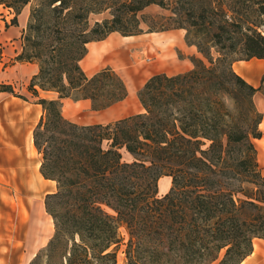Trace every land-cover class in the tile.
Segmentation results:
<instances>
[{
    "label": "trees",
    "instance_id": "1",
    "mask_svg": "<svg viewBox=\"0 0 264 264\" xmlns=\"http://www.w3.org/2000/svg\"><path fill=\"white\" fill-rule=\"evenodd\" d=\"M33 0H0L11 25ZM172 13L173 26L201 58L183 74H158L138 97L145 113L107 124L79 125L63 100L108 109L128 96L112 68L88 77V45L112 34L142 35L151 6ZM108 18L91 24L92 16ZM264 0H36L22 51L10 67L37 64L28 93L43 107L34 131L41 173L57 184L46 197L55 234L33 264H241L264 239V175L255 140L263 137L264 95L234 64L264 60ZM0 46V63H3ZM7 67V66H6ZM52 92L58 99L41 97ZM0 93L24 101L12 84ZM163 177L172 188L159 194Z\"/></svg>",
    "mask_w": 264,
    "mask_h": 264
},
{
    "label": "rangeland",
    "instance_id": "2",
    "mask_svg": "<svg viewBox=\"0 0 264 264\" xmlns=\"http://www.w3.org/2000/svg\"><path fill=\"white\" fill-rule=\"evenodd\" d=\"M35 1L36 0H33V3L28 5L30 15L32 6ZM244 1L247 5H250L252 2V0ZM140 16L145 18V22L142 21V28L144 30V33L142 35L127 39L120 34H113L106 40L101 41L103 42L101 43L102 48L100 50H94L90 60H97V57L101 58V56L107 54V48L109 46H114L113 54L115 56V59L126 60L125 63L121 66V74L126 83L128 85H132L133 82L142 80L143 78L147 77L149 75V69L156 64L157 60L165 59L168 47L170 46H176L180 57H184L189 54L191 55V58H201V55L198 53L197 48L195 46H190L187 43V32L185 30H171L175 32L174 37L171 38L162 36V33L170 31L161 32V29L170 28L173 26L171 20L173 15L169 10L162 9L159 6L154 5L147 8ZM7 17H9V20H6ZM14 17V10L7 8L5 5H0V22L7 21L6 25L0 23V25L3 26V28L0 29V38L3 35H6L5 32L7 29H9L10 27H14L13 25H11L12 19ZM105 18H108V14L92 16L91 24H94L96 21H102ZM257 21L264 24V17L257 18ZM261 31L264 34V26L261 28ZM179 39H182L184 43L181 48L179 45ZM2 45V47L4 48V60L3 64L0 67V82L4 84H12L15 88L16 94L27 96L31 99V102H35V100L32 99V96L27 91L29 82L23 79H17L19 69L14 68L8 70L7 73L4 72L3 74L1 71V69L5 71V69L10 68L9 65H11L12 60L17 56L16 53L22 46V37L20 39H5V44L2 43ZM187 46L189 48L192 47V49H188ZM252 60L257 61L258 59ZM259 86L260 85H258L257 88ZM7 95V101L3 102L0 106V123H18V127L22 128V131L25 132L26 143H29L30 141L32 142V139L34 140L35 128L37 127L42 117L41 112H36L35 110L30 109V106L21 108L16 103H14L15 101L13 97L15 96L8 93ZM88 102L76 101L74 99L66 100L63 103V114L65 118H67L68 120L71 119L77 122V124L79 123V125H91L102 121L103 119H101L99 115L92 114L90 112L91 109L93 110V108L92 105H90L91 103ZM255 104L258 110L261 113H264V95H256ZM38 116H40V119H38ZM2 127L4 130L0 129V135H3L5 131H9L7 129L5 130L3 124ZM4 142L5 140H0V259L1 257H3V261L7 262V264H33L37 255H39L40 252L48 246L49 242L53 238L55 234V227L53 226L54 224L49 221L51 220L50 217L46 214V196H40L38 205H43V207L45 208V221H47L49 227H53V230L45 235L46 240H44L41 244L34 246V248H32L29 252H27L25 247L20 244V239L25 238V233H23L22 235H17V230L19 227L18 223L21 220L20 214L22 212L23 206L26 204L25 202L27 199L25 194L21 191L19 185L20 181L19 178H17L19 162H10V160L6 157V155L4 154V150L8 147V145ZM255 143L257 144V146L260 145V143L258 142ZM260 168L264 175V166H260ZM162 179L171 181V190L172 178L163 177ZM14 233L18 237V241L11 240ZM17 245H19V247ZM32 254H34L35 256L33 257ZM119 263H124V255L122 252H120L119 254Z\"/></svg>",
    "mask_w": 264,
    "mask_h": 264
},
{
    "label": "crops",
    "instance_id": "3",
    "mask_svg": "<svg viewBox=\"0 0 264 264\" xmlns=\"http://www.w3.org/2000/svg\"><path fill=\"white\" fill-rule=\"evenodd\" d=\"M30 16V10H28V6L25 7L22 14L18 18V26L10 27L6 30L5 34L0 38V46L5 44V39H20L22 37L23 31L27 28L28 21ZM9 20V17L6 18ZM7 21H1L0 23L6 25ZM3 26L0 25V29ZM4 33V32H3ZM2 34V32H1ZM113 35V34H112ZM175 32H165L162 33L163 37L171 38L174 37ZM103 42L91 43L88 45V55L81 62V66L88 77H93L98 72L102 71L106 68H112L115 72H117L122 78L121 74V66L125 63L126 60H116L113 54L114 46H109L107 54L101 56V58H96L97 60H90L93 51L100 50L102 48ZM171 45V44H170ZM178 45V44H177ZM180 48L184 45L183 40L179 39ZM188 49L189 48L187 46ZM22 51V46L20 50L16 53L20 54ZM89 59V60H86ZM4 60V59H3ZM3 63H0V67ZM19 69L17 79H23L28 82L38 73L39 66L37 64H16L9 69H5L2 71V74L7 73L8 70L11 69ZM194 68V65L191 61V55L187 54L184 57L179 56L178 49L176 46H170L167 50V55H165L164 60H157L156 64L153 65L149 69V75L142 80H137L133 82L132 85H127L128 96L127 98L102 111H94L91 109L92 114L99 115L101 119L100 122L95 124H107L115 121H119L131 116L139 115L145 113V109L141 104L138 93L145 86L150 78L158 74H166L168 76H175L179 74L186 73L191 71ZM234 70L242 76L248 83L257 87L261 84L262 77L264 75V60H250V61H239L234 64ZM41 97L54 100L58 99V95L52 92H41ZM8 99L7 93H0V106L3 102H6ZM14 103H16L21 108L26 106H30V109L35 110L36 112H41L43 115V107L35 102H28L22 99L13 97ZM68 100V99H66ZM63 100V103L66 101ZM88 102V101H86ZM91 103V102H88ZM91 105V104H90ZM91 108V107H90ZM264 116V113H262ZM40 115V116H41ZM38 116V119H40ZM70 121L77 123L70 119ZM4 125L5 131L3 135H0V140H5L4 143L8 145V147L4 150V154L10 160V162H19L18 166V174L17 178H19V185L21 191L26 196V204L23 206L22 212L20 214V221L18 223L19 227L17 230L18 234L25 233V238L20 239V244L25 247L26 251L29 252L34 246L41 244L44 240H46L45 235L48 232L53 230V227H49L47 221H45V216L39 218L35 215L37 208H41V210L45 213V208L43 205H38V200L40 196H48L49 194H53L57 191V184L52 180H47L43 177L41 173V155L35 147L34 140L32 142L26 143L25 132L22 131V128L18 127V123L11 124L9 122H1ZM0 123V129H3L2 124ZM79 124V123H78ZM93 125V124H91ZM4 130V129H3ZM24 130V128H23ZM260 130L263 132V137L261 139L255 140V142L260 143L257 146L258 150V162L260 166H264V118L263 122L260 125ZM161 182L169 183V187L162 191L159 187V194L161 196L166 195L170 191L171 181L163 180ZM168 186V185H167ZM30 199V200H29ZM46 214L52 218L46 211ZM54 224L53 218L49 220ZM45 222V223H44ZM50 222V223H51ZM46 224V225H45ZM54 226V225H53ZM55 227V226H54ZM15 233L12 236L13 241H18V237ZM23 241V242H22ZM19 247V245H17ZM26 255V254H25ZM34 257L35 255L32 254ZM0 264H7V262L3 261V257L0 259ZM9 264V263H8ZM241 264H264V239H255L254 240V251L253 253L245 259Z\"/></svg>",
    "mask_w": 264,
    "mask_h": 264
},
{
    "label": "bare ground",
    "instance_id": "4",
    "mask_svg": "<svg viewBox=\"0 0 264 264\" xmlns=\"http://www.w3.org/2000/svg\"><path fill=\"white\" fill-rule=\"evenodd\" d=\"M125 38H127V39H130V38H133V37H125ZM171 184V183H170ZM168 185V186H167ZM165 186H167V187H165ZM159 187H160V189L162 190V191H164L165 189H167L168 187H169V183H164V182H161V180H160V182H159ZM165 188V189H164ZM35 215L37 216V217H39V218H42L43 217V215H44V211L43 210H41V208L39 207V208H37V211H36V213H35ZM51 220H52V218H51Z\"/></svg>",
    "mask_w": 264,
    "mask_h": 264
}]
</instances>
